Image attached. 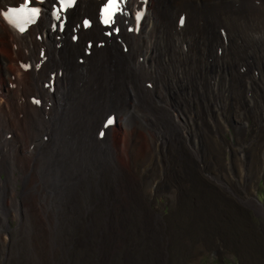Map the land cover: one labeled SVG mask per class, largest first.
<instances>
[{
    "label": "bare ground",
    "instance_id": "obj_1",
    "mask_svg": "<svg viewBox=\"0 0 264 264\" xmlns=\"http://www.w3.org/2000/svg\"><path fill=\"white\" fill-rule=\"evenodd\" d=\"M56 1L23 32L0 14V194L24 215L13 248L32 241L5 264H165L154 198L245 208L212 125L251 119L264 176V0H124L108 26L106 0Z\"/></svg>",
    "mask_w": 264,
    "mask_h": 264
},
{
    "label": "rangeland",
    "instance_id": "obj_2",
    "mask_svg": "<svg viewBox=\"0 0 264 264\" xmlns=\"http://www.w3.org/2000/svg\"><path fill=\"white\" fill-rule=\"evenodd\" d=\"M109 116L115 119L114 115ZM219 121V128L212 126L222 143L220 155L222 164L227 168L223 179H227L236 188L235 191L245 198V208L229 206L218 198L215 202L209 200L206 207L195 210L193 205L196 200L203 201V198L192 197V194L178 198L177 203H183L175 207L163 197L154 198L152 206L157 205L158 211L153 216L159 221L165 240L160 248L165 264H264V214L248 207L254 199L264 207V176L249 178L245 162L251 145L247 130L251 128L252 120L236 117L226 121L223 117ZM0 178L4 179V174H0ZM216 182L221 183L220 178ZM239 186L242 192L238 191ZM12 187L15 191L20 188L17 183H12ZM13 205L5 192L0 194L1 264H5L13 255L12 251L14 255L22 253L28 250L27 244L32 248L31 233L27 234L26 231V240L21 239L19 249L12 246L24 223V215ZM196 243L203 246V252L198 256L194 253ZM25 258L22 254L19 257L23 262Z\"/></svg>",
    "mask_w": 264,
    "mask_h": 264
},
{
    "label": "snow or ice",
    "instance_id": "obj_3",
    "mask_svg": "<svg viewBox=\"0 0 264 264\" xmlns=\"http://www.w3.org/2000/svg\"><path fill=\"white\" fill-rule=\"evenodd\" d=\"M34 3V0H24L18 7H9L6 11L0 13L9 24H16L20 19H23L24 23H28L32 18L39 15L40 9L36 6H30ZM59 9L53 12V15L59 18L60 12H63L66 7H70L73 0H58ZM124 0H106L105 5L101 9V22L108 25L113 21V17L117 14H123ZM139 13H137V19H139ZM84 25L87 27L89 21L85 20ZM18 30L23 32L25 29L23 26H19ZM75 39V37H74ZM109 124L112 123V119L109 118Z\"/></svg>",
    "mask_w": 264,
    "mask_h": 264
}]
</instances>
